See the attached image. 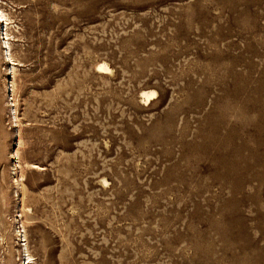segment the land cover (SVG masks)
Masks as SVG:
<instances>
[{"label": "rangeland", "instance_id": "obj_1", "mask_svg": "<svg viewBox=\"0 0 264 264\" xmlns=\"http://www.w3.org/2000/svg\"><path fill=\"white\" fill-rule=\"evenodd\" d=\"M0 9V264H264V0Z\"/></svg>", "mask_w": 264, "mask_h": 264}, {"label": "bare ground", "instance_id": "obj_2", "mask_svg": "<svg viewBox=\"0 0 264 264\" xmlns=\"http://www.w3.org/2000/svg\"><path fill=\"white\" fill-rule=\"evenodd\" d=\"M0 23L2 24V23H4V26H8V24H9V20L6 18V16H5V14H4V12H2L1 11V9H0ZM7 30V28H5V31ZM3 32V31H2ZM4 35H6V37L4 38L5 39V42H4V48L3 49H6V57H7V61H9L10 63H12L11 64V66L12 65H14L15 63H13V61H12V59H11V49H10V45H9V38H8V35H7V33H5ZM4 41V40H3ZM100 67V66H99ZM103 70H107L108 68H107V66L106 65H104V66H102L101 67ZM13 70H14V68H12L11 69V73H13ZM11 73H10V75H11ZM11 88V87H10ZM10 91V90H9ZM142 96H143V98H144V101H146V102H149V100H153V99H155L156 98V92H154V91H148V92H143L142 93ZM14 103V102H13ZM13 106V105H12ZM14 118H15V120H16V110H14ZM18 135V134H17ZM18 154V153H17ZM15 159V158H14ZM31 166V165H30ZM34 167H36V166H34ZM37 168V167H36ZM21 206V205H20ZM21 208V207H20ZM21 235V234H20ZM23 238V237H22ZM25 253H26V258H25V263H23V264H29L30 262H31V256L29 255V253H28V250H27V248H25Z\"/></svg>", "mask_w": 264, "mask_h": 264}]
</instances>
